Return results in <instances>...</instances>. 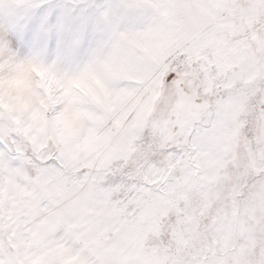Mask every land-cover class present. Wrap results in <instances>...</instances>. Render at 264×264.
<instances>
[{"label": "snow or ice", "instance_id": "obj_1", "mask_svg": "<svg viewBox=\"0 0 264 264\" xmlns=\"http://www.w3.org/2000/svg\"><path fill=\"white\" fill-rule=\"evenodd\" d=\"M0 264H264V0H0Z\"/></svg>", "mask_w": 264, "mask_h": 264}]
</instances>
